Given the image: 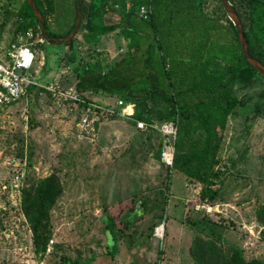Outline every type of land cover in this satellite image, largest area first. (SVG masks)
<instances>
[{"label": "rangeland", "instance_id": "374dc122", "mask_svg": "<svg viewBox=\"0 0 264 264\" xmlns=\"http://www.w3.org/2000/svg\"><path fill=\"white\" fill-rule=\"evenodd\" d=\"M22 1L0 0V51L28 20ZM74 5L55 0L57 19L49 28L57 37L70 27ZM105 22H119V14L108 13ZM88 31L84 25L70 52L65 42L41 41L35 28L40 85L0 108V264H60L65 257L88 264H201L197 258L210 242L218 262L233 246L247 259H264V113L231 115L225 127L217 125L210 179L216 196L202 199V184L161 161V135L122 115L117 96L77 92L88 104L70 98L79 62L100 57L107 70L128 53L120 28L96 43L86 41ZM47 86L71 92L69 98ZM235 93L264 106V79L237 83ZM156 108L171 111L162 100ZM52 173L62 190L48 210L46 250H38L25 201L35 199ZM109 227L118 232L115 241L109 242Z\"/></svg>", "mask_w": 264, "mask_h": 264}, {"label": "trees", "instance_id": "16d2710c", "mask_svg": "<svg viewBox=\"0 0 264 264\" xmlns=\"http://www.w3.org/2000/svg\"><path fill=\"white\" fill-rule=\"evenodd\" d=\"M77 1L70 8V27L59 37L69 35L75 28ZM228 1L241 18L250 53L264 63V0ZM89 3L90 12H87V1L83 0L81 26L76 36L65 42L69 51L75 52L77 35L86 25L89 30L86 41L95 43L104 32L120 28L128 53L115 63H109L107 70L100 57H93L83 65L79 62L76 94L117 96V100L126 104L133 103L135 121H178L172 167L202 184V199L214 200L216 190L211 187L210 179L218 148V143L214 142L217 125L225 127L231 115L247 117L264 113L262 104L247 101L235 93L237 83H247L254 77L264 79V75L247 60L238 28L224 4L221 0H90ZM36 4L44 15L47 33L57 37L49 28V23L57 19L55 0H36ZM142 5L149 9L147 18L139 14ZM20 12L28 20L21 23L19 29L35 32L38 27L42 34L38 17L28 0L21 2ZM108 13H118L119 22L108 25L105 22ZM44 42L56 43L45 39ZM139 62H142L141 68ZM80 99L83 104L91 103L82 95ZM158 100L168 104L171 111L158 113ZM60 184L59 176L52 173L42 183L36 200L25 201L38 250H46L48 210L61 194ZM101 218L106 220L104 215ZM107 233L109 242L115 241L118 232L109 227ZM208 247L197 258L198 263L264 264L261 258L247 259L238 246L231 247L230 253L218 262V247L213 242ZM60 264L88 262L65 257Z\"/></svg>", "mask_w": 264, "mask_h": 264}, {"label": "built area", "instance_id": "2783aa9c", "mask_svg": "<svg viewBox=\"0 0 264 264\" xmlns=\"http://www.w3.org/2000/svg\"><path fill=\"white\" fill-rule=\"evenodd\" d=\"M149 9L142 5L139 9L141 17H148ZM35 32L33 30L20 31L17 33L10 43L0 51V108L13 105L22 97H24L30 87L39 86L37 76L35 75V63L37 62V54L34 44L38 41L34 40ZM44 41V39H40ZM54 95L61 94L68 97L71 92H62L53 86H47ZM75 92L70 98H77ZM69 98V97H68ZM115 106L121 108V114L127 117H133L135 113V104H126L125 101L119 99ZM99 107H103L100 105ZM84 122L88 118L83 119ZM137 128L142 131L155 130L161 135L163 145L161 148V161L168 167L174 165L176 153V141L179 131L178 121L175 120H153L151 122L145 120L136 121ZM53 241H51L52 243ZM51 251V245L47 249Z\"/></svg>", "mask_w": 264, "mask_h": 264}, {"label": "water", "instance_id": "95a60500", "mask_svg": "<svg viewBox=\"0 0 264 264\" xmlns=\"http://www.w3.org/2000/svg\"><path fill=\"white\" fill-rule=\"evenodd\" d=\"M28 1H29L30 5L32 6L36 16L38 17V20H39L41 28H42V34H43V37L45 40H47V41L54 40L56 43L69 42L76 36V34H77V32L81 26L82 18H83V16H82V2H83V0L77 1L78 17H77L76 26L73 29V31L65 37L50 36L46 31V24H45L44 15L41 12V10L38 8V6L36 4V0H28ZM221 1L224 4V7H225L230 19L234 22V24L238 28L239 39H240L243 51L247 57V60L249 61L250 64H252L256 69H258L264 75V63L262 61H260L259 59L255 58L249 51L248 42H247V39L245 36L243 24H242V21H241V18L239 16L238 12L236 11V9L233 7V5L228 0H221Z\"/></svg>", "mask_w": 264, "mask_h": 264}, {"label": "bare ground", "instance_id": "6f19581e", "mask_svg": "<svg viewBox=\"0 0 264 264\" xmlns=\"http://www.w3.org/2000/svg\"><path fill=\"white\" fill-rule=\"evenodd\" d=\"M163 227H164V226H163ZM163 227H162V226L158 227V233H159V234H160V232H162Z\"/></svg>", "mask_w": 264, "mask_h": 264}, {"label": "crops", "instance_id": "0c3cea01", "mask_svg": "<svg viewBox=\"0 0 264 264\" xmlns=\"http://www.w3.org/2000/svg\"><path fill=\"white\" fill-rule=\"evenodd\" d=\"M36 54H37V57H38V53H37V51H36ZM33 87H34V86H33ZM33 87H32V88H33ZM120 109H121V108H120Z\"/></svg>", "mask_w": 264, "mask_h": 264}]
</instances>
